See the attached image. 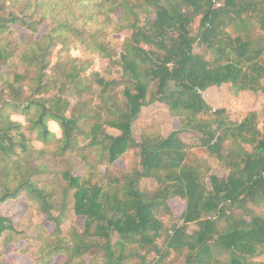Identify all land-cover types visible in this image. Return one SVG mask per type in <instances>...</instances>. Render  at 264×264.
Instances as JSON below:
<instances>
[{
  "label": "trees",
  "instance_id": "obj_1",
  "mask_svg": "<svg viewBox=\"0 0 264 264\" xmlns=\"http://www.w3.org/2000/svg\"><path fill=\"white\" fill-rule=\"evenodd\" d=\"M224 85L264 92V0H0V203L44 217L20 231L0 213V264L21 241L35 264H264V119L214 109L203 92ZM154 103L180 128L137 139ZM132 151L138 165L116 166Z\"/></svg>",
  "mask_w": 264,
  "mask_h": 264
},
{
  "label": "rangeland",
  "instance_id": "obj_2",
  "mask_svg": "<svg viewBox=\"0 0 264 264\" xmlns=\"http://www.w3.org/2000/svg\"><path fill=\"white\" fill-rule=\"evenodd\" d=\"M43 30H46V27H43ZM130 33V31H127L125 34L120 36H111V41L113 44L120 45L122 44L125 35H129ZM58 49L59 48H57L54 53V59L56 58V52ZM72 53L87 57L86 52H84L81 47L74 48ZM92 59H94L93 69L99 70L105 76L113 75L115 77H120V70L118 68H113L110 65L109 60L98 59L96 55L93 56ZM203 96L214 109H226L230 113V119L233 122L240 121L243 115L250 111H257L259 113L260 120L262 121L264 119V92L242 90L238 95H234L230 88L227 85H224L221 87L214 86L209 88L203 92ZM150 125L158 126L163 134L168 136L173 130L180 128V121L178 118L171 115L169 108L165 104L154 103L142 109V112L134 125V134L136 138L140 139L142 129ZM181 136L183 140L191 146H198L200 144V134L192 131H186ZM35 145L38 148L41 147V144L39 143H35ZM139 161L140 157L138 151H132L117 160L116 166L134 167L139 164ZM212 164L216 174H224V171L219 168L218 165L214 162ZM173 205V210L176 216H179L186 206L185 202L180 201H174ZM0 213L5 216L12 217L16 228L20 231L31 230V228L44 220V217L36 211V209L24 196L0 203ZM75 222L80 228H83V220L80 217L76 218ZM70 225L71 222L68 221L64 225V228L68 229ZM45 226L49 230L54 227L52 224H46ZM118 240V235L114 234L113 242L116 243ZM23 244L24 241L19 242L17 245H10L4 250L5 255L14 258L16 264H35L31 257L18 251ZM116 247L117 245H115V249ZM136 260L138 259H133L129 262V264H133ZM170 261L173 264H184L182 259L176 260L174 256L170 257ZM52 264H60L59 259L53 261Z\"/></svg>",
  "mask_w": 264,
  "mask_h": 264
},
{
  "label": "clouds",
  "instance_id": "obj_3",
  "mask_svg": "<svg viewBox=\"0 0 264 264\" xmlns=\"http://www.w3.org/2000/svg\"><path fill=\"white\" fill-rule=\"evenodd\" d=\"M11 119L13 121H17V120H22V117L20 116H17V115H13L11 117ZM49 129L53 132H56L58 135H59V132H60V124L59 122L55 121V120H52V121H49Z\"/></svg>",
  "mask_w": 264,
  "mask_h": 264
},
{
  "label": "built area",
  "instance_id": "obj_4",
  "mask_svg": "<svg viewBox=\"0 0 264 264\" xmlns=\"http://www.w3.org/2000/svg\"><path fill=\"white\" fill-rule=\"evenodd\" d=\"M217 5H218V6H221V3H218Z\"/></svg>",
  "mask_w": 264,
  "mask_h": 264
}]
</instances>
